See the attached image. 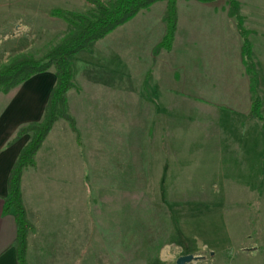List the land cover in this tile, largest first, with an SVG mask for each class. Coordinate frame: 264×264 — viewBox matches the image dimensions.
<instances>
[{"label": "rangeland", "instance_id": "374dc122", "mask_svg": "<svg viewBox=\"0 0 264 264\" xmlns=\"http://www.w3.org/2000/svg\"><path fill=\"white\" fill-rule=\"evenodd\" d=\"M240 6L264 116V0H240ZM165 8V2L157 3L129 26L149 38L140 46L133 39L127 43L135 73L123 74L115 56L124 49L120 35L126 27L70 59L78 87L85 75L123 81L125 97L136 101L135 116L147 115L154 97L171 93L177 103L186 102L185 119L172 122L175 148L164 198L158 184L110 191L103 207L119 210L120 217L110 215L107 231L87 236L78 231L75 249L31 248V264H176L186 255L196 258L188 264H264V130L248 118V79L228 2L178 0L175 45L155 55L147 45L165 33ZM55 9L96 12L86 0H0V68L18 58H44L72 30L53 16ZM86 65L89 73L83 74L80 67ZM77 88L69 98L72 111L82 92ZM131 117L128 122H137ZM67 251L60 261L57 254Z\"/></svg>", "mask_w": 264, "mask_h": 264}, {"label": "crops", "instance_id": "0c3cea01", "mask_svg": "<svg viewBox=\"0 0 264 264\" xmlns=\"http://www.w3.org/2000/svg\"><path fill=\"white\" fill-rule=\"evenodd\" d=\"M143 12L118 28H128V32L120 35L124 41V49H120V54L115 53L119 57L123 74L136 72V66L128 62L131 51L127 46L128 41L133 39L140 46V40H149L146 32L136 31L137 26H132L135 31L129 27L141 19ZM240 15L247 31L241 6ZM175 40L176 34L169 52L172 51ZM160 41L153 42V45L149 42L147 46L151 47L152 53ZM239 43L241 61L240 37ZM80 53L72 57H77ZM135 55L134 52L133 56ZM252 59L254 61L253 49ZM87 67L88 65L80 67L83 74L89 73L90 66ZM257 74L259 85L258 70ZM85 77L86 80L78 87L80 82L76 83L74 80L73 69L74 89L67 94L66 111L74 122L75 130L58 116L36 154L35 166L25 169L22 174L21 199L26 219L31 226L27 238L26 264H31L33 259L31 248L37 252L44 249H75L78 231L86 236L107 231L110 215L120 217L119 210L103 207L110 191L134 192L142 184H158L162 199L166 192L165 185L170 181L167 179V171L175 148L172 122L174 118L181 121L185 119L183 106L187 105L186 102L177 103L171 93L159 99L154 97L155 102L149 103L148 117H141V113L135 116L133 104L136 101L125 97L124 94L129 95V92H125L123 81L121 84L108 83L99 81L97 77ZM55 83L54 72L50 70L32 77L8 93L0 91V264H16L13 248L16 224L13 213H4L3 209L8 197L9 174L32 135L28 133L18 139L14 138L22 127L42 121L45 104ZM76 88L82 92L75 95L72 105L76 106L72 111L69 108V98L75 94L73 91ZM174 105L178 107L175 110ZM133 116L137 122H128L127 119ZM133 213L135 212H131L135 216ZM68 254L69 251L63 255L57 254V258L64 260Z\"/></svg>", "mask_w": 264, "mask_h": 264}, {"label": "trees", "instance_id": "16d2710c", "mask_svg": "<svg viewBox=\"0 0 264 264\" xmlns=\"http://www.w3.org/2000/svg\"><path fill=\"white\" fill-rule=\"evenodd\" d=\"M96 12L87 15L55 9L53 16L59 18L72 30L40 60L31 57L18 58L0 68V91L8 93L19 87L32 77L53 70L56 83L52 88L44 107V117L41 122L29 123L18 130L14 139L24 134H31V140L23 147L14 163L8 177V197L4 204V213L12 212L16 224V237L13 242L16 264H26L27 238L31 226L26 219L25 209L21 199V178L23 171L35 166V157L52 126L60 117L67 121L75 130L73 120L66 112L67 94L74 89L72 82L73 71L70 63L72 56L89 50L91 45L98 42L118 28L126 25L140 12L148 10L153 5L165 2L163 22L165 33L153 53L169 52L172 48L177 31L178 0H86ZM203 3L215 0H198ZM229 16L235 21L241 40V61L248 77L250 94V110L248 116L257 120L264 130L262 101L258 90V74L252 59V47L248 40V32L244 28V19L240 15V0H227Z\"/></svg>", "mask_w": 264, "mask_h": 264}, {"label": "water", "instance_id": "95a60500", "mask_svg": "<svg viewBox=\"0 0 264 264\" xmlns=\"http://www.w3.org/2000/svg\"><path fill=\"white\" fill-rule=\"evenodd\" d=\"M195 259L196 258L192 255L182 256L176 260V264H188V263H191Z\"/></svg>", "mask_w": 264, "mask_h": 264}]
</instances>
